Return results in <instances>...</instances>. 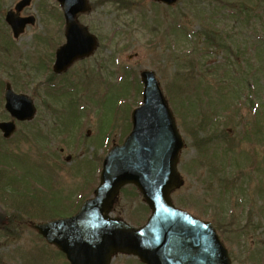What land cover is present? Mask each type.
<instances>
[{
	"label": "rangeland",
	"instance_id": "374dc122",
	"mask_svg": "<svg viewBox=\"0 0 264 264\" xmlns=\"http://www.w3.org/2000/svg\"><path fill=\"white\" fill-rule=\"evenodd\" d=\"M16 1L0 0V9L6 11ZM89 1L94 9L79 15V20L98 36L99 47L92 57L57 76L55 88L51 87L55 100L44 83L49 71L40 66L52 64L54 46L64 42L56 0H32L22 14L34 16L35 23L14 41L3 20L5 12L0 13V46L8 43L11 51L0 67V81L30 95L37 108L32 121L17 123L11 138L0 134V215L10 217L0 226V264H30L34 259V264L38 260L63 264L60 255L47 257L45 252L55 254L53 248L25 224L42 221L34 211L37 204L45 205L36 202L44 200L36 184L45 191L53 187L52 195H47L52 203L53 198H68L74 201L70 207L76 206L97 182V158L124 134L130 108L141 101L137 81L143 69L157 76L184 141L178 164L184 185L172 194L173 202L222 228L232 264H264V0H179L170 7L150 0H141V6L131 3L137 0H121L130 7L114 0ZM240 4L251 7L244 12L250 19L247 27L231 17V10L237 11ZM207 28L216 30L236 55L220 47L207 48L202 36ZM86 75L84 90L75 83L65 84H84ZM184 75L192 79L191 85L185 87ZM3 104L0 96V121L9 119ZM201 110L214 120L203 135L197 129ZM195 140L206 146L195 145ZM209 171L217 174L215 182ZM237 172L241 174L231 187ZM83 184L85 190L80 189ZM23 196L29 198L21 203ZM259 209L263 217H253L252 211ZM148 214L130 186L119 195L112 213L131 224H142ZM247 215L256 227L246 224ZM126 258L131 257L118 256L112 264H128ZM133 260L129 264H136Z\"/></svg>",
	"mask_w": 264,
	"mask_h": 264
},
{
	"label": "water",
	"instance_id": "95a60500",
	"mask_svg": "<svg viewBox=\"0 0 264 264\" xmlns=\"http://www.w3.org/2000/svg\"><path fill=\"white\" fill-rule=\"evenodd\" d=\"M30 0L15 6L19 11ZM66 21V43L57 51L55 71L90 54L95 38L75 21L76 13L87 10L86 0H58ZM173 4L177 0H155ZM6 21L14 36L32 18H20L9 11ZM144 84L142 104L133 110V128L121 146L104 157L100 182L94 197L68 218L35 225L45 239L66 254L71 264H109L117 252L134 254L146 264H230L227 251L209 222L177 209L170 192L183 184L177 170L182 146L174 118L159 85L150 71L141 72ZM5 108L19 120L31 119L35 108L30 98L14 93L6 85ZM5 137L15 129L13 121L0 122ZM133 183L151 209L141 227H132L108 215L119 189Z\"/></svg>",
	"mask_w": 264,
	"mask_h": 264
},
{
	"label": "trees",
	"instance_id": "16d2710c",
	"mask_svg": "<svg viewBox=\"0 0 264 264\" xmlns=\"http://www.w3.org/2000/svg\"><path fill=\"white\" fill-rule=\"evenodd\" d=\"M211 39H212L213 43H215L217 45V47L219 45V46H222L223 48L229 49V47L222 41L223 40L222 38L219 39V38L212 37Z\"/></svg>",
	"mask_w": 264,
	"mask_h": 264
},
{
	"label": "flooded vegetation",
	"instance_id": "af4514ba",
	"mask_svg": "<svg viewBox=\"0 0 264 264\" xmlns=\"http://www.w3.org/2000/svg\"><path fill=\"white\" fill-rule=\"evenodd\" d=\"M262 211H263V210H260V211H252V213H253V217H254V216H258V215L261 216V215H262ZM250 214H251V212H250ZM250 214H249V215H250ZM246 218H247V220H248V222H247L246 224H249V225H250V223H251V222H250V221H251V220H250V217L247 215Z\"/></svg>",
	"mask_w": 264,
	"mask_h": 264
}]
</instances>
